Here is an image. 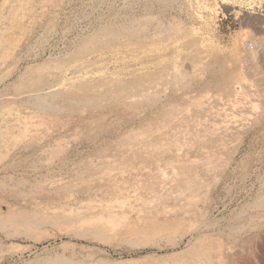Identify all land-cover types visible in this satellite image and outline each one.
<instances>
[{
  "label": "rangeland",
  "instance_id": "1",
  "mask_svg": "<svg viewBox=\"0 0 264 264\" xmlns=\"http://www.w3.org/2000/svg\"><path fill=\"white\" fill-rule=\"evenodd\" d=\"M10 21L17 29L0 49V218L16 214L17 223L0 229V264H48L56 254L67 258L62 264H182L198 243L210 246L207 264H264V0H0V29ZM110 26L146 41L123 33L90 44ZM30 80L38 94L24 89ZM171 105L184 108L180 120L194 133L218 126L213 146L145 161L144 138L172 146L180 131L161 116ZM18 119L32 124L24 130ZM209 151L215 162L203 167ZM197 161L205 185L193 203L171 197L175 183L154 187L157 165H170V175ZM151 189L168 194L157 210L143 202ZM109 214L114 223L168 215L180 224L170 234L135 235L110 231Z\"/></svg>",
  "mask_w": 264,
  "mask_h": 264
},
{
  "label": "bare ground",
  "instance_id": "2",
  "mask_svg": "<svg viewBox=\"0 0 264 264\" xmlns=\"http://www.w3.org/2000/svg\"><path fill=\"white\" fill-rule=\"evenodd\" d=\"M13 1V0H12ZM19 2V1H18ZM29 2V1H28ZM15 5V4H14ZM25 5H27V4H25ZM19 6V5H18ZM11 7V6H10ZM12 7H13V5H12ZM19 7H21L22 8V6H19ZM15 8V7H14ZM17 9H19L18 7H17ZM15 10V9H14ZM13 10V11H14ZM20 10H22V9H20ZM26 10V9H25ZM9 11V10H8ZM15 11H17V10H15ZM10 12H11V9H10ZM10 12H9V15H10ZM12 13V12H11ZM14 13V12H13ZM13 13H12V15H13ZM16 13V12H15ZM22 13H23V11H22ZM7 14V13H6ZM11 16V15H10ZM15 17V16H14ZM17 17V16H16ZM7 20V19H6ZM12 20H14V18L12 19ZM145 20V19H144ZM16 21V20H15ZM18 22H19V19H18ZM162 23V22H161ZM165 23V22H164ZM8 25H6V26H4L3 27V29H0V49H4V47H5V45H7L6 43H8V41L10 40V33H11V31L13 30V29H17L16 28V26L18 25L17 24V21H16V24L15 23H13V21H10L9 23H7ZM20 24V23H19ZM121 25V24H120ZM125 25V24H124ZM141 26H142V24H140ZM112 26V25H111ZM110 26V27H111ZM115 26V25H114ZM118 26V25H117ZM139 26V25H138ZM15 27V28H14ZM109 27V28H110ZM121 27V26H120ZM133 27H135V26H133ZM140 27V26H139ZM144 27V26H143ZM167 27V26H166ZM107 28V30H106V32L103 34L102 32L104 31V29H103V31L101 32L102 33V35H97V36H94L92 39H91V41H90V44H91V42L92 43H94V44H101L102 43V47H104L103 45H105V43H104V40H106V39H108L109 40V38H114L115 37V40H117V38H119V37H117L118 35H120V34H127V36H129L128 38L131 40H133V39H136V38H138V39H142V37L141 38H139L138 37V33H137V31L136 32H132V30H130V29H126V31L124 32V29H123V32L121 31L122 29H120V30H118L116 27H115V29H113L112 27V29L110 28ZM124 28V27H123ZM130 28V27H129ZM171 28V27H170ZM169 28V29H170ZM106 29V28H105ZM141 29H142V27H141ZM158 29H159V27H158ZM168 29V30H169ZM134 30V29H133ZM161 30V29H160ZM178 30V29H177ZM141 32V31H140ZM143 32V31H142ZM137 33V34H136ZM143 34V33H142ZM158 34V33H157ZM174 34V33H173ZM144 35V34H143ZM117 37V38H116ZM120 37H122V36H120ZM89 39V38H88ZM123 39H124V37H123ZM144 39H145V37H144ZM149 39V38H148ZM114 40V41H115ZM121 38H120V41H119V43L121 42ZM126 40V38L124 39V41ZM129 40V41H130ZM110 41V40H109ZM113 41V42H114ZM146 40H144V42H145ZM131 42V41H130ZM129 42V43H130ZM141 42V45H143V39L140 41ZM143 42V43H142ZM163 42V41H162ZM104 43V44H103ZM108 43V42H107ZM140 44V43H139ZM93 45V44H92ZM107 45V44H106ZM105 45V46H106ZM109 45V44H108ZM117 45V44H116ZM159 45H160V43H159ZM87 46H88V44L87 43H83L82 44V46H81V49L80 50H78V51H80L81 53L82 52H84L85 51V49H87L88 50V48H87ZM155 46V45H154ZM98 47V46H97ZM145 47V46H144ZM254 47V46H253ZM94 48V47H93ZM92 48V49H93ZM78 49V48H77ZM91 49V48H90ZM89 49V50H90ZM155 49V48H154ZM2 51V50H1ZM176 51H178V50H176ZM180 51V50H179ZM86 52V51H85ZM181 52V51H180ZM80 53V54H81ZM89 53H90V51H89ZM178 53V52H177ZM148 54V53H147ZM169 55V54H168ZM178 55V54H177ZM168 57V56H167ZM173 57V56H172ZM162 58V57H161ZM121 60V59H120ZM119 60V61H120ZM163 60V59H162ZM179 60V59H178ZM64 64V63H63ZM195 64V63H194ZM89 65V64H88ZM176 65V64H175ZM64 66V65H63ZM84 66V65H83ZM95 66V65H94ZM154 66V65H153ZM172 66V65H171ZM54 67V66H53ZM81 67V66H80ZM160 67V66H159ZM162 67V66H161ZM159 68V70H161L162 68ZM164 67V66H163ZM174 67H176V66H174ZM199 67V66H198ZM62 68V67H61ZM91 68V67H90ZM98 68V67H97ZM117 69V68H116ZM143 69V68H142ZM174 69V68H173ZM54 70V69H53ZM58 70V69H57ZM163 70V69H162ZM167 70V69H166ZM65 71V70H64ZM91 71V70H90ZM169 71V70H168ZM192 71H194V70H192ZM81 72V71H80ZM120 72V71H119ZM153 72V71H152ZM156 72V71H155ZM161 71H158V73H160ZM166 71H163V73L161 72V75L163 74V75H166V74H168V73H165ZM86 73V72H85ZM118 73V72H117ZM151 73V72H150ZM165 73V74H164ZM80 74V73H79ZM100 74V73H99ZM116 74V73H115ZM124 74V73H123ZM137 74V73H136ZM139 74H140V72H139ZM78 75V74H77ZM93 75V74H92ZM113 75V74H112ZM143 75V74H142ZM160 74H158L157 76H159ZM160 75V76H161ZM91 76V75H90ZM121 76V75H120ZM119 76V77H120ZM130 76H132L131 74H130ZM156 77V79L157 78H159V79H161V77ZM167 76V75H166ZM182 76V75H181ZM118 77V76H117ZM137 78V76H133V78ZM140 77V76H139ZM145 77H148V76H145ZM155 77V76H154ZM165 77V76H164ZM168 77H171V76H168ZM68 78V77H67ZM102 78V77H101ZM113 78V77H112ZM120 78H122V77H120ZM142 78H144V76H142ZM95 79V78H94ZM118 79V78H117ZM145 79V78H144ZM165 79V78H164ZM173 79V78H172ZM56 80V79H55ZM77 80V79H76ZM139 80V79H138ZM137 80V81H138ZM151 80V79H150ZM154 80V79H153ZM163 80V79H162ZM168 80H170V79H168ZM71 81V80H70ZM86 81H87V79H86ZM113 81H115V80H113ZM119 81H121V80H119ZM143 81V80H142ZM141 81V82H142ZM147 81V80H146ZM167 81V80H166ZM33 80H30V83L29 84H27L28 86H26L24 89H26V91L28 92V93H30L31 95H35V94H38V92H36V90L33 88ZM37 82V81H36ZM76 82V81H75ZM133 82V81H132ZM152 82V81H151ZM150 82V83H151ZM153 82H155V83H157V82H159V81H153ZM165 82V81H164ZM173 82V81H172ZM178 82V81H177ZM39 83V82H38ZM77 83V82H76ZM81 83V82H80ZM122 83V82H121ZM143 83V82H142ZM147 83V85H148V82H146ZM161 83V82H160ZM179 83V82H178ZM60 84V83H59ZM71 84V83H70ZM78 84V83H77ZM89 84H91V83H89ZM115 84H116V82H115ZM159 84V83H158ZM56 85V84H55ZM65 85V84H64ZM63 85V86H64ZM79 85V84H78ZM128 85V84H127ZM135 85V84H134ZM151 85V84H150ZM161 85V84H160ZM62 86V85H61ZM62 86V87H63ZM87 86H89V85H87ZM86 86V87H87ZM94 86V85H93ZM145 86V85H144ZM165 86V85H164ZM21 87V86H20ZM56 87V86H55ZM54 87V88H55ZM84 87V86H83ZM90 87V86H89ZM88 87V88H89ZM115 87V86H114ZM131 87H135L136 88V86H130V88L129 87H127V88H129V89H132ZM138 87H140L139 85H138ZM42 88V87H41ZM41 88L39 89V90H41ZM74 88V87H73ZM173 88V87H172ZM63 89V88H62ZM119 89H120V87H119ZM126 89V88H125ZM124 89V91H126ZM140 89V88H139ZM50 90V89H49ZM74 90V89H73ZM78 90V89H77ZM121 90H123V89H121ZM55 91V90H54ZM133 91V90H132ZM144 91V90H143ZM36 92V93H35ZM67 92V91H66ZM118 92V91H117ZM123 92V91H122ZM127 93L128 92H130L129 90L128 91H126ZM125 92V93H126ZM145 92H146V89H145ZM50 93V92H49ZM76 93H77V91H76ZM75 93V94H76ZM80 93V92H79ZM135 93V92H134ZM140 93V92H139ZM45 94V93H44ZM119 94H121V93H119ZM84 95V94H83ZM111 95V94H110ZM122 95V94H121ZM133 95V94H132ZM136 95V94H135ZM50 96V95H49ZM118 96V95H117ZM116 96V97H117ZM126 96V95H125ZM128 96V95H127ZM137 96H138V93H137ZM148 96V95H147ZM146 96V97H147ZM93 97V96H92ZM146 97H145V99H146ZM205 97H206V95H205ZM208 97V96H207ZM206 97V98H207ZM35 98L38 100V99H40V98H37L36 96H35ZM51 98V97H50ZM132 98V97H131ZM130 98V99H131ZM152 98V97H151ZM208 99V98H207ZM207 99H205L207 102H208V100ZM36 100V101H37ZM41 100V99H40ZM44 100V99H43ZM120 100V99H119ZM127 100V99H126ZM198 100H199V98H198ZM210 100V99H209ZM130 101V100H129ZM194 101H197L196 99L194 100ZM201 103H200V105L202 104V100L200 99L199 100ZM199 101H197V102H199ZM203 101H204V98H203ZM235 101V100H234ZM116 102V101H115ZM142 102V101H141ZM144 102V101H143ZM193 103V105L192 106H194L195 104V106H197V108L198 107H200V105L198 104V103ZM205 102V101H204ZM33 103H35V102H33ZM41 103H42V101H41ZM40 103V104H41ZM45 103V102H44ZM44 103H42V104H44ZM122 103V102H121ZM189 103H191V102H189ZM39 104V106H41ZM209 104V103H208ZM45 105H46V103H45ZM128 105V104H127ZM142 105V104H141ZM199 105V106H198ZM238 105V104H237ZM36 106V105H35ZM116 106V105H115ZM130 106V105H129ZM172 106V105H171ZM174 106V105H173ZM168 107V110H166L165 111V114L162 112V114H164V115H161V116H165L164 118H168V120H165V122H168L169 120H170V124H173V123H175V122H177L178 124H177V126H179V128H178V130L180 129V131H179V133H176V137L173 139V145L171 146V144L172 143H170V140L172 139H170L169 140V145H167V143L165 142H163L164 144H162V143H160L159 142V140H158V142H156V143H152L150 140L148 141V136H144V135H141V136H143V138L144 137H147L148 139H146V138H144V139H146V140H144L143 139V141L141 142V144H142V147H144V148H146L147 149V151L146 152H141L140 154H138V157H140V158H142V159H145V161L148 159V158H151V159H154L155 161H156V163H154V164H158L159 162V160H156L155 158H158L157 156L158 155H160V153H161V155H163V153L166 151V150H172V151H178L181 147L182 148H184L183 146H189V145H191V146H193L194 144L196 145V146H198V148H199V146L200 147H204V149H206L205 147H209V150H210V146H213V138L211 139V137L213 136V134L215 133L216 134V131L217 130H220V129H218V126L216 127L217 128V130L216 131H214L213 129H215V127L214 128H209L210 130L212 129L213 131L212 132H210L209 130V132L207 131L206 132V134H200V132L199 133H194L195 131H199L198 129H195V131H191L190 130V127H192L193 129H194V127L193 126H189V124H186V123H184L183 122V120H180V116L184 113V112H182V110L184 109L183 107H182V109L181 110H179V108H176V107ZM191 106V105H190ZM194 106V107H195ZM202 107H203V105H201ZM117 107V106H116ZM193 107V108H194ZM35 108V107H34ZM41 108V107H40ZM188 108V107H187ZM196 108V107H195ZM225 108V107H224ZM7 109H10V108H7ZM44 109V108H43ZM201 109V108H200ZM199 109V110H200ZM40 110V109H39ZM42 110V109H41ZM198 110V109H197ZM222 110V109H221ZM43 111V110H42ZM191 112V111H190ZM203 112V111H202ZM210 112V111H209ZM216 112V111H215ZM217 112H219L220 113V111H218L217 110ZM216 112V113H217ZM6 113V112H5ZM161 113V112H160ZM222 113V112H221ZM9 114V113H8ZM11 114V113H10ZM186 114V113H185ZM196 114V113H195ZM207 114V113H206ZM224 114V113H223ZM201 115V114H200ZM215 115V114H214ZM21 116V115H20ZM44 116V115H43ZM183 116V115H182ZM198 116V115H197ZM202 116V115H201ZM16 117V116H15ZM26 117V116H25ZM24 117V118H25ZM185 117V116H184ZM195 117V116H194ZM214 117V116H213ZM216 117H219V116H217L216 115ZM220 117H224V116H220ZM20 118V117H19ZM22 118V117H21ZM30 118V117H29ZM28 118V119H29ZM203 118V117H202ZM16 119V118H15ZM27 119V118H26ZM162 119V118H161ZM182 119V118H181ZM190 119V118H189ZM200 119V118H199ZM204 119H205V117H204ZM229 119V118H228ZM22 120V119H21ZM20 119H18V124H22L23 125V128H24V130H27V123L30 125V123L32 124V122L31 121H21ZM159 120V119H158ZM221 120V119H220ZM219 120V123L221 122ZM223 120V119H222ZM13 121V120H12ZM15 121V123H17ZM173 123H172V122ZM202 121H203V119H202ZM225 122H226V120H224ZM7 122V121H6ZM160 122V121H159ZM158 122V123H159ZM191 122H193V121H191ZM15 123H13V124H15ZM163 123V122H162ZM199 123V122H198ZM197 123V124H198ZM206 123V122H205ZM204 123V124H205ZM215 123V122H214ZM217 123V122H216ZM219 123H217V124H219ZM228 123H229V121H228ZM160 124H161V122H160ZM186 124V125H185ZM193 124H194V122H193ZM217 124H215V125H217ZM224 124H227V122L226 123H224ZM223 124V122L221 123V124H219L220 126H222L223 125V127L224 126H227V125H224ZM245 124V123H244ZM10 125V124H9ZM17 125V124H16ZM39 125V124H38ZM162 126H164L163 124H161ZM161 125H158L159 127L161 126ZM165 125H166V123H165ZM192 125V124H191ZM195 125V124H194ZM18 126V125H17ZM156 126V125H155ZM167 126H168V123H167ZM203 126V125H202ZM213 126V125H212ZM219 126V127H220ZM234 126V125H233ZM241 126V125H240ZM8 127V126H7ZM19 127H20V125H19ZM188 127H189V129H188ZM196 127V126H195ZM199 127V126H198ZM197 127V128H198ZM176 128V127H175ZM191 128V129H192ZM222 128V127H221ZM225 128V127H224ZM224 128H222V129H224ZM227 128V127H226ZM148 129V128H147ZM150 129V128H149ZM156 129V128H155ZM158 129V128H157ZM164 129V128H163ZM203 129V128H202ZM207 129H208V127H207ZM221 129V130H222ZM230 129V128H229ZM2 130H4V128L2 129ZM8 130V129H7ZM20 130H22V129H20ZM24 130H22V132L24 131ZM35 130V129H34ZM175 130V129H174ZM205 130H206V128H205ZM162 131V130H161ZM170 131H172V130H170ZM176 131V130H175ZM190 131V132H189ZM201 131V130H200ZM224 131H225V129H224ZM223 131V132H224ZM226 131H227V129H226ZM7 132V131H6ZM13 132V131H12ZM151 132H153V131H151ZM174 132V131H173ZM177 132V131H176ZM191 133V134H194V137H193V135H190L189 133ZM11 133V132H10ZM10 133L8 134V135H10ZM171 133V132H170ZM169 133V134H170ZM203 133H205V132H203ZM208 133V134H207ZM226 133V132H225ZM224 133V134H225ZM12 134V133H11ZM13 134H14V132H13ZM138 134V133H137ZM142 134V133H141ZM155 134V133H154ZM160 134H163V133H160ZM179 134V135H178ZM219 134V133H218ZM147 135V134H146ZM185 135H189V136H185ZM220 135V134H219ZM163 136H165V135H163ZM183 136L185 137V138H183ZM10 137V136H9ZM14 137V136H13ZM140 137V136H139ZM166 137V136H165ZM187 137V138H186ZM188 137H190V138H188ZM215 137V136H214ZM222 137V136H221ZM156 138V137H155ZM169 138V137H168ZM219 138V137H218ZM4 139H5V137H4V134L2 133V135H0V141L1 142H3L4 141ZM8 139V138H7ZM6 139V140H7ZM164 139V138H163ZM162 139V140H163ZM211 139V140H210ZM216 140L215 141H217L218 142V140H217V137L215 138ZM223 139H225V138H223ZM165 141L167 140L166 138L164 139ZM220 140H221V138H220ZM168 141V140H167ZM0 142V145L2 144ZM5 142V141H4ZM135 143V142H134ZM140 143V142H139ZM181 143V144H180ZM223 143V142H222ZM5 144V143H4ZM166 144V145H165ZM218 144H220V143H218ZM217 144V145H218ZM137 142L135 143V147H137ZM132 146H133V144H132ZM170 146H171V148H170ZM190 146V147H191ZM195 146V147H196ZM216 146V145H215ZM221 146H223L222 144H221ZM0 147H3V145H1ZM134 147V148H135ZM141 147V148H142ZM138 148V147H137ZM144 148L142 149L143 151H144ZM188 148V147H187ZM186 147H185V149H187ZM213 148V147H212ZM218 148V147H217ZM131 149V148H130ZM145 149V150H146ZM190 149V148H189ZM208 149V148H207ZM133 150H135V149H133ZM191 150V149H190ZM217 150V149H216ZM189 151V150H188ZM133 152V151H132ZM138 152V151H137ZM207 152V151H206ZM139 153V152H138ZM173 153V152H172ZM136 155V154H135ZM176 155V154H175ZM204 155V154H203ZM213 156V154H210V151L208 152V153H206V157H205V159H203V160H205L204 162H202L203 163V165H201V166H208L210 163H211V157ZM159 157H161V156H159ZM137 158V157H136ZM139 158V159H140ZM183 161H184V159H182ZM149 161V160H148ZM171 161V160H170ZM202 161V160H201ZM213 161V160H212ZM218 161V160H217ZM216 161V162H217ZM158 162V163H157ZM162 162V161H161ZM177 162V161H176ZM182 162V161H181ZM215 162V161H214ZM214 162H212V163H214ZM169 163V162H168ZM171 163V162H170ZM175 163V162H174ZM180 163V162H179ZM185 163V162H184ZM199 162L197 161V164H196V162L194 163L193 162V164L192 165H194L193 167H191V168H189V164H188V166L187 165H185V166H187V168L185 167V166H183V164H182V166L181 165H178V164H176V165H178V167H177V169H175L176 167H173L172 165V167L175 169V171L173 172H169V173H171L170 175L168 174V175H166V170H165V167H167V165L165 166V165H161L162 166V168H164V169H159V168H161L159 165H157L156 167H157V170H156V172H157V174H155L156 175V178H155V181L154 180H152V182L153 183H155L154 184V187L156 186H159V187H167V185H171L172 183H175V184H173V185H175V186H177V190H176V192H177V195L176 196H171V197H174V198H183L184 196H185V198L187 197V198H189V200L193 203L196 199H198L199 197L198 196H200V191H201V188H202V186L203 185H205L204 183H203V181L201 182V180H199L198 178H197V176L199 175L198 173H197V171L195 170V167H199V164L201 163H199ZM211 163V164H212ZM163 164H164V162H163ZM210 164V165H211ZM168 168H170V165L166 168V169H168ZM172 168V169H173ZM195 170L194 172L192 171L193 169ZM156 169V168H155ZM158 169L160 170V171H158ZM173 169V170H174ZM201 169V168H200ZM86 171V170H85ZM88 171V170H87ZM92 171V170H91ZM162 171V172H161ZM165 171V172H164ZM170 171V170H169ZM89 172V171H88ZM94 172V171H93ZM121 172V171H120ZM156 172H154V173H156ZM96 173V172H95ZM122 173V172H121ZM87 175H89V174H87ZM91 175H93V174H91ZM79 176H82V175H79ZM90 176V175H89ZM99 176V175H98ZM165 176V177H164ZM91 177V176H90ZM95 177V176H94ZM147 177V176H146ZM200 177V176H199ZM79 178V177H78ZM96 178V177H95ZM201 178V177H200ZM74 179V178H73ZM80 179V178H79ZM87 179H91V178H87ZM152 179V178H151ZM83 180V179H82ZM148 181H149V179H148ZM146 182V181H145ZM152 183V184H153ZM3 185V184H2ZM4 186V185H3ZM1 187V186H0ZM148 187V186H147ZM146 187V188H147ZM149 188V187H148ZM168 188V187H167ZM152 189H154V190H156V191H158L156 188H153L152 187ZM150 190L151 191V193L153 194L154 193V195L153 196H150L149 197V199H147V200H145V201H143L144 202V205L146 204L148 207H150V208H154V206H156L157 204H160V203H163V199H165V200H167L166 198H167V192H166V194L167 195H164V193L162 194V193H157V192H154L153 190ZM159 189V188H158ZM162 189V188H161ZM164 189V188H163ZM203 189V188H202ZM113 190H114V188H113ZM149 190V189H148ZM147 190V191H148ZM165 190V189H164ZM168 190V189H167ZM173 191H172V194H173V192H174V189H172ZM169 191V190H168ZM171 191V190H170ZM161 192V191H160ZM37 193V192H36ZM169 193V192H168ZM264 195V194H263ZM189 196V197H188ZM262 196V195H261ZM171 197H169L170 199H172ZM142 198V197H141ZM184 198V199H185ZM260 198V197H259ZM120 199V198H119ZM92 200V199H91ZM143 200V199H142ZM177 200V199H176ZM176 200H173V201H176ZM259 200V199H258ZM102 201V200H101ZM179 201H181V200H179ZM184 202H185V200H183ZM261 201V206H263L264 207V197L262 198V200H259V202ZM142 202V203H143ZM187 202H188V200H187ZM177 203H178V201H177ZM189 203V202H188ZM117 204V203H116ZM116 204H114V205H116ZM122 204V203H121ZM175 204H176V202H175ZM175 204H174V206H175ZM182 204V203H181ZM181 204H180V207H181ZM104 205V204H103ZM119 205V204H118ZM177 205V204H176ZM179 205V204H178ZM260 205H259V207H260ZM184 206L186 207V205L184 204ZM189 206V208H190V206H192V205H188ZM92 207V206H91ZM116 207H119V206H117L116 205ZM120 207H121V205H120ZM123 207V206H122ZM147 207V208H148ZM160 207V206H159ZM162 207V206H161ZM166 207V206H165ZM165 207H162L163 209L165 208ZM169 207V206H168ZM167 207V208H168ZM170 207H172L171 205H170ZM178 207V206H177ZM176 207V208H177ZM259 207L257 208V209H259ZM108 208V207H107ZM106 208V209H107ZM135 208V207H134ZM141 208V207H140ZM140 208L138 209V210H140ZM144 208H145V206H144ZM147 208H145V209H147ZM152 208V209H153ZM155 208H157V207H155ZM154 208V209H155ZM167 208H165L164 210H166ZM188 208V207H187ZM110 209V207L108 208V210ZM112 209V208H111ZM110 209V210H111ZM170 208H168L167 210H169ZM173 210L172 211H174V208H172ZM178 209H180V208H178ZM183 209H185L184 207H183ZM182 209V211L184 212V210ZM194 208H190V210H193ZM116 210V209H115ZM115 210H111V211H115ZM155 210H157V209H155ZM186 210H188V209H186ZM145 211V210H144ZM143 211V213L145 214V212ZM151 211V210H150ZM150 211H148L147 210V212H150ZM170 212H166V211H164V212H166L165 214H167V213H170V214H172L171 213V210H169ZM178 211V210H177ZM181 211V212H182ZM180 212V211H179ZM182 212V213H183ZM186 212V211H185ZM34 213V212H33ZM98 213V212H97ZM108 213V212H107ZM113 212H111L110 214H112ZM122 213V212H121ZM137 213H139V211L137 212ZM152 213V212H151ZM176 213V212H175ZM178 213V212H177ZM177 213H176V215H177ZM191 213V212H190ZM25 214H26V212H25ZM24 214V218H25V221L26 220H29L28 222H30V219H31V217H32V215L30 216V214L29 215H27V218L25 217L26 215ZM109 214V215H110ZM116 214V213H115ZM122 214H124V212L122 213ZM169 214V215H170ZM192 214H194V212H192ZM14 217V219H11V218H7V217H10V215H6L7 217L5 218L4 216V218H0V229L2 228H4L5 227V224L6 223H9V224H11V225H13V224H15V223H17L16 222V214L14 215V214H12ZM18 215H22V214H18ZM37 215V214H36ZM114 215V214H113ZM146 215H147V213H146ZM150 215H153V214H150ZM149 215V216H150ZM172 215H175V214H172ZM18 217V218H21V217ZM28 216H30V218L28 217ZM35 216V215H34ZM23 217H22V219H23ZM73 217V216H72ZM109 217H113L112 215H110ZM40 218V217H39ZM42 218V217H41ZM177 217H175V218H172L171 216L170 217H168V215H167V217H166V219L164 220V221H159L157 218H155V217H143L142 219H138V222H136V224L135 225H132V224H134V223H132V224H128V222H120V221H116L115 223H114V220L115 219H113L112 221H110V223L107 225V228L110 230V231H118L119 229H121V228H124V227H129L130 229L131 228H135V235H150V234H167V233H172L173 231H175V230H177V229H179V228H177V226H179V224H180V218L178 219H176ZM16 219V220H15ZM35 219V218H34ZM44 219V218H43ZM24 220V219H23ZM68 220V219H67ZM111 220V219H110ZM19 221V220H18ZM32 221V220H31ZM72 221V220H71ZM106 221V220H105ZM27 222V223H28ZM56 222V221H55ZM54 222V223H55ZM76 222V221H75ZM104 223V222H103ZM183 223V222H182ZM28 224H30V223H28ZM8 225V224H7ZM102 225V224H101ZM10 225H8V227H9ZM99 226V225H98ZM135 226V227H134ZM12 227V226H11ZM90 228V227H89ZM1 229V230H2ZM5 229H7V228H5ZM14 229V228H13ZM93 229V228H92ZM94 231V230H93ZM98 232V231H97ZM137 237V236H136ZM130 239V238H129ZM208 251H210V246H204L203 244H197L194 248H191V250H190V252L188 253V255H187V257H185L184 258V260L182 261V264H207V263H209L210 262V255L207 253ZM64 255V254H63ZM63 255H54L52 258L50 257V259L49 260H47V263L48 264H62L65 260H67V258H65ZM68 261H70L69 259H68ZM44 262V261H43ZM71 262V261H70ZM65 263V262H64ZM37 264H39V263H37ZM76 264V263H75Z\"/></svg>",
  "mask_w": 264,
  "mask_h": 264
}]
</instances>
